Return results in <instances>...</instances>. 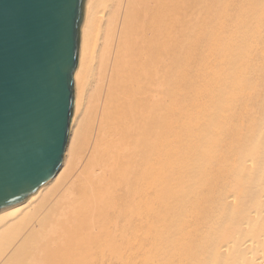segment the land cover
Returning a JSON list of instances; mask_svg holds the SVG:
<instances>
[{"label": "bare ground", "instance_id": "1", "mask_svg": "<svg viewBox=\"0 0 264 264\" xmlns=\"http://www.w3.org/2000/svg\"><path fill=\"white\" fill-rule=\"evenodd\" d=\"M73 80L0 264H264V0H85Z\"/></svg>", "mask_w": 264, "mask_h": 264}, {"label": "water", "instance_id": "2", "mask_svg": "<svg viewBox=\"0 0 264 264\" xmlns=\"http://www.w3.org/2000/svg\"><path fill=\"white\" fill-rule=\"evenodd\" d=\"M85 0H0V210L62 165Z\"/></svg>", "mask_w": 264, "mask_h": 264}, {"label": "rangeland", "instance_id": "3", "mask_svg": "<svg viewBox=\"0 0 264 264\" xmlns=\"http://www.w3.org/2000/svg\"><path fill=\"white\" fill-rule=\"evenodd\" d=\"M206 33H208V32L203 33V37H204V38H203V42H205V43L207 42V40H206V38H205Z\"/></svg>", "mask_w": 264, "mask_h": 264}]
</instances>
